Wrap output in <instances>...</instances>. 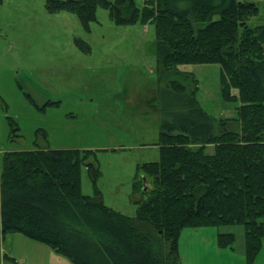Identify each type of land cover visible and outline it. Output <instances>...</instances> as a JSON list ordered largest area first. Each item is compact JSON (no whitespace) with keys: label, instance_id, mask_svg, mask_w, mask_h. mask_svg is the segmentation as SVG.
Here are the masks:
<instances>
[{"label":"trees","instance_id":"obj_1","mask_svg":"<svg viewBox=\"0 0 264 264\" xmlns=\"http://www.w3.org/2000/svg\"><path fill=\"white\" fill-rule=\"evenodd\" d=\"M1 2V0H0ZM82 26L107 10L115 25H152L159 80L157 161L134 187L145 196L134 218L81 193L80 165L93 181L89 150L7 152L0 158L1 233H21L73 264H180L186 227L244 228L252 263L264 239V22L250 0H46ZM216 64L220 93L237 115L214 120L198 105L196 80L182 65ZM212 147V152L206 151ZM231 233L217 235L232 248Z\"/></svg>","mask_w":264,"mask_h":264},{"label":"rangeland","instance_id":"obj_2","mask_svg":"<svg viewBox=\"0 0 264 264\" xmlns=\"http://www.w3.org/2000/svg\"><path fill=\"white\" fill-rule=\"evenodd\" d=\"M250 1L259 8L251 21L264 22V0ZM45 2H0V158L8 150L92 151L88 161L98 175L93 181L86 165H80L81 193L94 196L97 190L105 206L134 218L145 199L134 187L139 167L159 158L157 94L164 83L154 28L115 25L103 8L86 28L73 13L48 12ZM177 68L193 75L195 98L206 114L214 120L236 117L239 101L222 98L218 65ZM210 228L233 234L227 252L241 257L242 226ZM13 234L19 238L10 245L15 258H25L23 264H73L50 246ZM192 241L181 237L179 243Z\"/></svg>","mask_w":264,"mask_h":264},{"label":"crops","instance_id":"obj_3","mask_svg":"<svg viewBox=\"0 0 264 264\" xmlns=\"http://www.w3.org/2000/svg\"><path fill=\"white\" fill-rule=\"evenodd\" d=\"M56 150V149H50ZM5 152H17L16 150H8ZM189 229V230H187ZM9 234V233H8ZM12 234V235H11ZM8 236L6 233H1V223H0V257L3 264L6 259H10L13 263H25L26 260L23 256H18L15 258L13 254L12 246L10 245L11 241L16 234L11 233ZM218 231H214L210 227H195V228H184L181 230L179 239H178V254L180 258V264H248L246 259L243 257L245 254V244L241 251V257L236 256V252L231 250L227 252L228 248H220L217 244V235ZM20 235V234H19ZM7 237V238H6ZM10 237V238H8ZM181 237L192 238L195 241L190 242L181 246L179 240ZM5 239H9V244L5 247ZM22 239V238H20ZM250 264H264V239L261 241V247L254 258L253 262Z\"/></svg>","mask_w":264,"mask_h":264}]
</instances>
